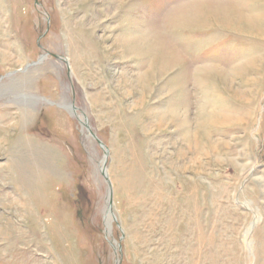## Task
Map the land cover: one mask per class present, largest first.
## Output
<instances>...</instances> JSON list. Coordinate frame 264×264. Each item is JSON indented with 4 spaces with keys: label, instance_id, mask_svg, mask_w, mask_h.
<instances>
[{
    "label": "rangeland",
    "instance_id": "rangeland-1",
    "mask_svg": "<svg viewBox=\"0 0 264 264\" xmlns=\"http://www.w3.org/2000/svg\"><path fill=\"white\" fill-rule=\"evenodd\" d=\"M0 264H264V0H0Z\"/></svg>",
    "mask_w": 264,
    "mask_h": 264
},
{
    "label": "bare ground",
    "instance_id": "bare-ground-1",
    "mask_svg": "<svg viewBox=\"0 0 264 264\" xmlns=\"http://www.w3.org/2000/svg\"><path fill=\"white\" fill-rule=\"evenodd\" d=\"M210 18H211V20L215 21L218 24H224L225 23V26H227V27H231V28L234 27L235 28L236 26H241L243 28L252 29V26H250L249 23L245 24L241 19L236 18L234 12L231 9L227 10L226 14H220V13L215 14V13H213ZM142 43L145 44V48L144 47L141 48L142 49L141 50L142 51L141 54H143L145 52V50H149L152 53L153 57H154V62L155 63L153 65H151V67H152L151 69L152 70L156 69V68H160L161 71H164V70L166 71L167 67L172 66L174 63L178 64L181 61V59H179L172 52H171L172 55L170 53H168V52L167 53L166 52L165 53L162 52L160 50L159 46L158 47H157V45L155 46L154 43L148 42V40H146L145 38L142 40ZM168 54H170L169 55L170 57H168ZM169 58H170V60H169ZM141 84H143L142 81H141ZM218 120L219 119L209 120V124L214 125V123L216 124V122L226 124V122H229L228 120H231V119L228 116H225V117L222 118L221 122H220V120L219 121ZM196 161H198V159ZM196 161H194V162H196Z\"/></svg>",
    "mask_w": 264,
    "mask_h": 264
}]
</instances>
